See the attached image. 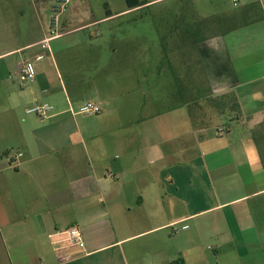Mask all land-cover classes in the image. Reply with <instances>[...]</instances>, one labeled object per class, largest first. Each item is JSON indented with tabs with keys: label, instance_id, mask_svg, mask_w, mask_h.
Listing matches in <instances>:
<instances>
[{
	"label": "crops",
	"instance_id": "obj_1",
	"mask_svg": "<svg viewBox=\"0 0 264 264\" xmlns=\"http://www.w3.org/2000/svg\"><path fill=\"white\" fill-rule=\"evenodd\" d=\"M5 1L0 264H264V46L238 49L263 44L264 23L257 27L263 16L228 34L204 23L199 41L190 38L191 25L167 24L163 39L173 40L179 73L190 67L185 41L195 45L204 101L188 96L186 89L191 95L196 87L181 84L183 101L163 108L143 102L150 48L142 32L135 46L105 48L87 37L95 22L44 21L32 40L1 6ZM141 8L146 5L134 9ZM37 11L48 19L49 5L42 2ZM18 13L25 17V10ZM75 52L105 61L107 73H96L90 85L82 80L86 73H62L60 61ZM26 61L36 65L30 81L19 73ZM88 101L102 112L80 119L77 108ZM41 104L54 107L48 118L27 113ZM72 228L81 231L84 247L67 240Z\"/></svg>",
	"mask_w": 264,
	"mask_h": 264
},
{
	"label": "rangeland",
	"instance_id": "obj_2",
	"mask_svg": "<svg viewBox=\"0 0 264 264\" xmlns=\"http://www.w3.org/2000/svg\"><path fill=\"white\" fill-rule=\"evenodd\" d=\"M37 1L39 2L36 3ZM147 1L153 2L146 5V8L129 10L127 0H69L68 6L58 16V22L67 21L77 24L95 22L96 26L86 31L87 37L89 40L94 41V45L105 48L121 45L122 42L126 45L135 46L137 36L142 32L141 34L145 35L147 39L144 45H149L150 48V54L143 62V68L146 72L145 83L142 85L145 91L143 102L150 107H154L153 104L156 103H161L163 108L181 103L183 100L179 94L180 85H188V83H190L189 87L198 89V91L192 89L191 95L186 89L188 96L196 101H204V73H202L198 62L195 45L190 39H198L197 41L202 39L204 31L200 29L201 25L208 22L219 24L220 27L218 28L221 32L228 34L231 29L252 18L263 16L262 20L257 21V27L259 28H261L259 25L264 23L262 22L264 21V1L262 0H252L255 3L250 9L249 13L251 15L247 19L244 17V8L246 4L251 2L250 0ZM42 2L49 5L50 11L46 20L42 17L43 14L37 11ZM29 4H31V7ZM56 5L57 0H6L1 6L10 8L16 17V21L24 26V29L29 32L28 37L34 40L41 35L40 26L43 25L44 21L47 22L48 26L52 24L53 18L56 16L53 7ZM19 9L25 10V17L18 13ZM107 10H110L112 15L122 13L107 18ZM180 23H187L192 28V37L189 38L190 40L185 41L187 62L190 65L188 73H179V61L173 52L175 46L172 43L173 40L169 36L163 39L167 24L177 25ZM159 33L162 34V39ZM263 46L264 41L263 44L260 41L249 43L247 46L242 44L238 49L247 52L251 49L254 51L257 47L261 49ZM90 47L92 46L89 45L87 48ZM257 60L259 62L261 59L258 57ZM251 63L256 62L252 61ZM60 64L59 68L62 73H86L82 80L88 85L98 78L96 73H107L108 71L105 61L96 60L88 54L79 55L77 52L60 61ZM128 67L133 68L135 64L131 63ZM159 70L160 73H158ZM85 94H88L86 90L82 92V95ZM137 94L140 95L139 89ZM186 100L188 99L186 98ZM259 103L262 112H264V100H260ZM80 107L77 108V111ZM79 115L80 119L91 118L90 115Z\"/></svg>",
	"mask_w": 264,
	"mask_h": 264
},
{
	"label": "built area",
	"instance_id": "obj_3",
	"mask_svg": "<svg viewBox=\"0 0 264 264\" xmlns=\"http://www.w3.org/2000/svg\"><path fill=\"white\" fill-rule=\"evenodd\" d=\"M69 0H57V5L53 7V12L56 14L53 18V25H57L58 22V16L63 12V10L68 6ZM53 34V33H52ZM51 41V38L45 39L43 42H41V47L43 49H48L49 42ZM43 56H39L37 60L41 61L43 60ZM20 76L23 80H33L35 79L37 75L36 65L33 61H26L23 63L19 70ZM54 110V107L50 104H41L34 106L27 110L28 114H34L38 116L39 118H48L50 116V113ZM102 112V107L99 103H96L94 101H88L85 104H83L78 113L83 115H91L96 116L99 115ZM18 156H22L19 154ZM13 159V157H12ZM187 226L182 227V229H187ZM180 232V229H177L174 231L175 234H178ZM67 240L74 246L78 247H84V241L82 237V233L78 228H72L69 231L66 232Z\"/></svg>",
	"mask_w": 264,
	"mask_h": 264
},
{
	"label": "trees",
	"instance_id": "obj_4",
	"mask_svg": "<svg viewBox=\"0 0 264 264\" xmlns=\"http://www.w3.org/2000/svg\"><path fill=\"white\" fill-rule=\"evenodd\" d=\"M127 4L129 7V10L137 8V7H141V6H145L148 4L147 0H127ZM112 14L110 12V10H107V18L111 17ZM226 99H229V103L231 105V110L233 112H237L238 109V102L234 96V94H230L226 96Z\"/></svg>",
	"mask_w": 264,
	"mask_h": 264
}]
</instances>
